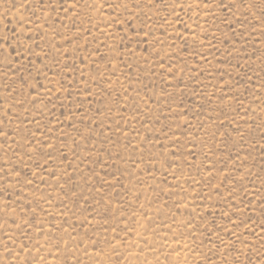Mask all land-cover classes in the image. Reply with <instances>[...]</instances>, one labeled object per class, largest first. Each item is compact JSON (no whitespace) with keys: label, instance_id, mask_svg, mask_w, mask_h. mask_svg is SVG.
<instances>
[{"label":"rangeland","instance_id":"1","mask_svg":"<svg viewBox=\"0 0 264 264\" xmlns=\"http://www.w3.org/2000/svg\"><path fill=\"white\" fill-rule=\"evenodd\" d=\"M44 3L0 0V264H264V0Z\"/></svg>","mask_w":264,"mask_h":264},{"label":"snow or ice","instance_id":"2","mask_svg":"<svg viewBox=\"0 0 264 264\" xmlns=\"http://www.w3.org/2000/svg\"><path fill=\"white\" fill-rule=\"evenodd\" d=\"M39 2H40V6L45 8V9L52 7L51 4H45L44 0H39ZM60 7L61 8L64 7L63 3H60ZM225 7H227V6L225 5ZM249 7H251V5H249ZM73 10H75V4H73ZM261 12L264 13V6L261 7Z\"/></svg>","mask_w":264,"mask_h":264}]
</instances>
